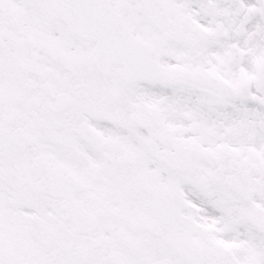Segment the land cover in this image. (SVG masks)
Here are the masks:
<instances>
[{
    "label": "snow or ice",
    "instance_id": "obj_1",
    "mask_svg": "<svg viewBox=\"0 0 264 264\" xmlns=\"http://www.w3.org/2000/svg\"><path fill=\"white\" fill-rule=\"evenodd\" d=\"M0 264H264V0H0Z\"/></svg>",
    "mask_w": 264,
    "mask_h": 264
}]
</instances>
